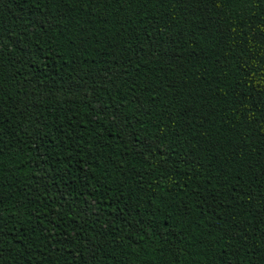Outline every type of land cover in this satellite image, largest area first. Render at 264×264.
Masks as SVG:
<instances>
[{
  "label": "trees",
  "instance_id": "16d2710c",
  "mask_svg": "<svg viewBox=\"0 0 264 264\" xmlns=\"http://www.w3.org/2000/svg\"><path fill=\"white\" fill-rule=\"evenodd\" d=\"M0 264H264V0H0Z\"/></svg>",
  "mask_w": 264,
  "mask_h": 264
},
{
  "label": "snow or ice",
  "instance_id": "6c2138e0",
  "mask_svg": "<svg viewBox=\"0 0 264 264\" xmlns=\"http://www.w3.org/2000/svg\"><path fill=\"white\" fill-rule=\"evenodd\" d=\"M3 203V199L2 198H0V204H2Z\"/></svg>",
  "mask_w": 264,
  "mask_h": 264
}]
</instances>
